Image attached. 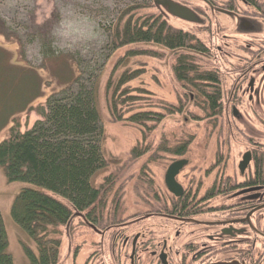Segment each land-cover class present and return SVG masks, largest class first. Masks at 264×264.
<instances>
[{
    "label": "rangeland",
    "instance_id": "1",
    "mask_svg": "<svg viewBox=\"0 0 264 264\" xmlns=\"http://www.w3.org/2000/svg\"><path fill=\"white\" fill-rule=\"evenodd\" d=\"M190 2L194 6L199 4L197 0ZM239 8L243 10L242 6ZM128 13L136 20L160 16L161 10L149 0H0V24L5 32L0 33L1 77L24 75L25 81L28 78L42 83L40 96L0 130V141L9 135L13 118L20 121L22 131L32 128L40 119L39 108L46 105L49 96L73 85L77 79L89 87L97 81L100 88L98 107L108 166L95 175L93 182L100 185L112 175L117 178L115 189L120 191L109 198L105 218L92 221L84 213H77L63 227L59 264H157L161 254L177 260L184 249L190 260L195 250L194 245H188L190 240L195 238V244L201 240L192 236L193 230L203 232V241H207L205 225L214 215L195 217L201 221L196 226L160 214L158 208L166 199L167 169L177 160L188 159L178 181L192 191L200 189L201 196L219 177L221 169L241 178L237 168L244 153L257 146L255 141H264V133L259 131V127L264 128V110L256 102H248V81L240 75L245 36L234 17L217 11L210 26H199L166 16L172 27L196 32L211 48L208 54L194 55L202 66L219 70L222 80L224 105L219 116L209 120L208 113L196 104L193 93L178 82L174 72L176 55L189 50L173 51L153 43L113 47L115 28L121 19L127 20ZM161 20L164 21L162 17ZM44 44L55 52L53 57L44 58ZM138 50L145 54L129 55ZM127 69L140 70V75L125 87L130 89L131 96L147 90L150 110L162 112L163 101L182 109L155 124L145 140L139 127L115 121L110 113L107 82L111 77L116 82ZM233 96L238 97L234 105ZM133 106L130 100L122 107L126 118ZM190 138L193 142L184 156L162 151L165 146L170 148ZM137 144L147 146L148 154L132 158L131 149ZM143 167L147 168L144 175ZM28 186L9 182L0 167V209L15 264H31L23 244L37 252L35 242L12 217L16 195ZM166 209L163 211L168 213Z\"/></svg>",
    "mask_w": 264,
    "mask_h": 264
},
{
    "label": "trees",
    "instance_id": "2",
    "mask_svg": "<svg viewBox=\"0 0 264 264\" xmlns=\"http://www.w3.org/2000/svg\"><path fill=\"white\" fill-rule=\"evenodd\" d=\"M130 14H127L126 21L120 18L114 31L113 47L119 49L135 43H153L173 51L189 50L175 57L176 79L193 93L196 104L208 113L207 119L218 117L223 107L219 70L204 67L195 59L196 54L208 53L207 46L196 35L167 25L161 15L135 20ZM0 33H5L1 24ZM42 48L44 58L54 56L55 52L49 46L44 44ZM137 54H145V51H133L129 55ZM2 56L0 48V59ZM117 66L118 63L115 71ZM139 75L140 70L127 69L116 82L111 77L106 93L114 120L139 127L145 140L155 124L182 109L163 101L162 112L150 110V98L145 95L149 94L147 90L131 96L125 85ZM41 87L40 81L31 82L28 78L25 81L24 75H0V130L12 117L30 107L40 96ZM99 90L97 81L89 87L77 79L73 85L49 96L46 105L39 108L40 119L32 128L22 131L20 121L13 118L9 135L0 141V167L8 181L30 185L16 195L12 217L36 244L37 252L23 244L31 264H59L63 227L77 213H84L92 221L105 218L109 198L112 194H119L120 190L115 189V176L106 177L100 185L93 182L95 175L108 166L103 153L104 128L98 107ZM130 100L134 106L126 118V112L121 109ZM192 142L193 138H190L170 148L165 146L162 151L175 157L184 156ZM148 149L137 144L131 149V156L143 157L148 154ZM145 168L141 170L143 175ZM181 200L174 197L170 203L165 200L166 204L161 203L158 211L164 212L167 205L168 214L193 216L202 208L198 205L202 204L201 201L186 205ZM0 264H15L1 209Z\"/></svg>",
    "mask_w": 264,
    "mask_h": 264
},
{
    "label": "flooded vegetation",
    "instance_id": "3",
    "mask_svg": "<svg viewBox=\"0 0 264 264\" xmlns=\"http://www.w3.org/2000/svg\"><path fill=\"white\" fill-rule=\"evenodd\" d=\"M149 1H153L157 7L159 6L161 17L169 26L171 24H169L166 16H172L180 21L199 26H210L211 22L216 20L217 11L234 17L238 22L240 31L245 36L243 58H241L243 68L240 75L248 81V102L252 104L256 102L264 110V0H224L225 4H217L216 0H197L199 4L196 6L191 2L189 3L190 0ZM170 3L184 8L185 15L183 17L174 15L170 10ZM239 6H242L243 10ZM178 29L196 35L205 44V41L196 32H191L182 27ZM207 48L211 50L208 46ZM223 101L224 98L222 97V104L224 105ZM237 101L238 97L233 96V105ZM235 113L237 114L236 110ZM214 119L215 117L212 118V120ZM259 131L264 133V128L259 127ZM255 143L257 146L246 151L239 163L237 171L241 178H236L234 174L225 173L224 169H221L219 177L213 180L201 196H199L200 189L192 191L184 188L178 181V176L186 166L176 175V181L182 187V194L176 195L166 184L169 168L167 169L165 200L170 203L173 197L174 199L181 198V202L186 205H193L194 202L201 201L202 204L198 205L202 208L197 209L196 211L199 213L193 216H184L179 213L168 214L162 211L160 214H165V216L173 218L181 224H195L196 226H199L198 223L201 222L195 218L197 216L210 213L214 215V218L207 221V225H205L208 228L207 241H203L204 235L201 234L203 232L196 230V228L193 230L192 236L201 240L198 242L199 244H195V238L190 240L188 245L195 247L190 260H187L186 249H184L185 251L177 260L165 256L164 253L161 254L157 264H164L162 257L166 258L167 264L232 262L264 264V141L257 140ZM246 155L249 156V162L243 165ZM217 198H221L223 201L217 203ZM177 235L179 236V232ZM201 243L203 244L200 245ZM166 244H164V250H166ZM197 246H201V248ZM164 250L163 252H165ZM223 253L225 255L222 256Z\"/></svg>",
    "mask_w": 264,
    "mask_h": 264
},
{
    "label": "water",
    "instance_id": "4",
    "mask_svg": "<svg viewBox=\"0 0 264 264\" xmlns=\"http://www.w3.org/2000/svg\"><path fill=\"white\" fill-rule=\"evenodd\" d=\"M159 3H161L159 1ZM170 10L174 15H179L183 17L186 13L183 10L184 8L180 7L177 4L170 3ZM249 162V156L246 155L244 158L243 165L247 164ZM188 164V160L186 159H181L178 161H175L172 163L168 169L167 175H166V184L170 190H172L176 195H181L182 194V187L181 185L176 181V175L180 172V170ZM162 261L164 264H167L166 258L162 257ZM216 264H239L237 262H232V263H216Z\"/></svg>",
    "mask_w": 264,
    "mask_h": 264
}]
</instances>
